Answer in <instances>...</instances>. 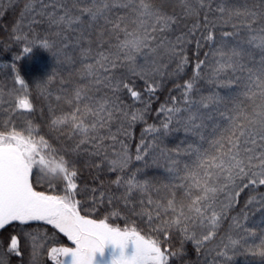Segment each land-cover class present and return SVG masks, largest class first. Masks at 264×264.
<instances>
[{"label":"trees","instance_id":"obj_1","mask_svg":"<svg viewBox=\"0 0 264 264\" xmlns=\"http://www.w3.org/2000/svg\"><path fill=\"white\" fill-rule=\"evenodd\" d=\"M99 3L100 0H66L73 16H81L80 23L66 30L63 25L51 26L46 16L37 15L52 11V7L45 8L41 0H0V132L15 130L27 136L31 124L35 138L39 140L43 136L49 145V148L40 146L42 154L51 157L50 149L55 150L56 158L62 156L69 171H77L74 179L78 184L76 199L80 201L81 215L97 222L103 219L110 227L121 231L135 229L140 235L156 240L161 251L169 257L168 264H214L215 260L221 259L216 257L214 249L222 238L227 243L228 235L240 243L229 250L232 258L226 260V264H264V255H261L264 253V210L255 203L245 207L250 197L264 196V186L244 188L219 221L213 238L205 241L202 248L198 250L187 239L193 231L202 236L211 230L208 221L205 220L202 227L203 217L189 208L193 200L203 195L196 180L205 179V171H215L201 167L193 149H199L200 154L206 153V161L210 160L217 154L216 142L230 126L220 112L235 114L241 102L248 112L252 111V101L243 93L249 84L248 70L258 71L264 57V50L258 46L259 39L250 42L264 26V19L258 16L257 23L249 31L247 21L250 17L237 15V11L260 13L264 11L262 0H211L212 11H208L205 4L198 16L186 13L181 0H151L155 8L174 16L177 22L163 33H154L157 41L163 40V47L155 52L144 49L137 56L132 66L136 67L137 73L144 69V75H134L122 53L119 61L110 55L117 52V45L125 39L121 29L126 26L132 31L136 27L133 24L137 18L136 5L111 7L102 17L93 20L83 9ZM186 3L198 7L197 0H186ZM44 4H48V0H44ZM218 8H224V13H219ZM206 13L208 27L204 26ZM117 21L121 29L113 28ZM197 23L200 27L193 36L190 32ZM209 30L214 32L217 40L225 31L234 33L229 47L243 50L242 56L236 58L238 65L234 70L225 68L217 74L220 57L215 54L216 46L202 38ZM177 37L184 38L176 48L178 55L169 54L166 49L176 44ZM45 39L52 43L49 49L41 44ZM26 44L33 49L18 60ZM100 52L110 55V59L105 62ZM113 61L115 67H112ZM199 61L206 63L197 76ZM239 65H243V69ZM14 67L17 71H13ZM17 74L25 81L23 89L15 84ZM110 77L112 83L119 82L115 91L108 86ZM187 82L193 83L188 101L209 96L221 100L214 109H201L203 127L196 133L184 129V121L190 114L184 95ZM129 89L137 92L138 97L133 98ZM24 96L33 104L30 113L15 108L17 99ZM256 103H260L258 97ZM101 105L113 110L109 122L96 133H88L89 137L98 138L80 143L82 134L72 129V114L76 113L77 121L82 119L90 126L99 118L87 109L99 110ZM170 108L174 111L169 112ZM133 113L138 117L134 121L131 119ZM209 116L212 118L208 119ZM65 117L68 118L66 123L52 124L53 120ZM165 123H168L167 130ZM138 148L141 149V160L135 158ZM97 151L101 154L97 155ZM118 154L121 157L127 155L128 166L110 171L108 160ZM169 156L175 163L168 159ZM133 176L144 184L143 190L137 188L129 192L126 181ZM118 177L119 183H115ZM208 179L210 184L215 183L214 176ZM32 183L34 190L46 194H63L66 187L63 179H48L37 168ZM243 183L246 181L240 182L241 187ZM50 184L55 188H50ZM216 197L219 208V202L224 201L225 196L221 191ZM170 200L172 207H168ZM206 215L210 217L211 210ZM243 215H247L246 221ZM233 217L239 218L250 231L235 228ZM177 219L181 221L180 225L168 226ZM185 227L187 233L183 231ZM13 236L18 241L19 256L8 251ZM57 245L71 246L62 233L41 221L26 224L12 221L0 228V258L6 264H54L48 252Z\"/></svg>","mask_w":264,"mask_h":264},{"label":"snow or ice","instance_id":"obj_2","mask_svg":"<svg viewBox=\"0 0 264 264\" xmlns=\"http://www.w3.org/2000/svg\"><path fill=\"white\" fill-rule=\"evenodd\" d=\"M181 3L188 14L198 16L200 9L205 4L208 6V11H212L211 0H197L198 7L196 8L191 7L190 4L186 3V0H181ZM41 4L45 8L49 5L52 7L51 12L37 13V15L46 16L51 26L60 27L63 25L67 30L71 29L72 25L81 22V16H73L72 10L66 6V0H56L55 3H53V0H48V4H44V0H41ZM133 4L136 5L134 11L137 18L133 20V24L136 27L132 31H128L126 26L121 29L119 21L113 23L114 29L124 31L125 39L117 45V52L110 55H114L115 60L119 61L122 53L123 59L129 62L130 71L134 75H144V69L141 68L140 73H137L136 67L132 66L135 64L137 56L144 49L155 52L158 48L163 47V40L157 41L154 33H163L177 22L176 18L168 16L161 12L160 9L155 8L151 0H129V3H125V0H119L118 3H113L112 0H100L98 6L89 7L83 9V11H86L91 19L96 20L102 17L111 7L123 6L128 8ZM261 6L264 7V0H262ZM73 7H75V4ZM217 11L223 14L225 9L218 8ZM237 15L250 17L247 21L249 31H252V25L257 23L258 16L260 19H264V11L260 13L251 10L245 12L237 11ZM208 19L209 17L206 13L204 17L205 27H208ZM33 22L37 21L34 20ZM199 27V23L193 25L190 34L194 36ZM233 35L234 33L225 31L222 34V38L217 40L214 32L209 30L202 37L206 42H210L216 46L215 54L220 57L217 60V64L219 65L216 69L217 74L225 68L234 70L238 65L236 58L243 54L242 49L237 50L236 48L229 47L230 38ZM24 39H27V37ZM256 39H259L258 46L264 50V26H261L259 33L253 36V40L250 42H255ZM183 40V37H177L176 44L170 45L166 51L169 54L178 55L176 48ZM41 44L45 49H49L52 46V43L47 39L41 41ZM197 46H200L199 40L197 41ZM32 49V46L26 44L22 50L23 54L18 55L17 59L21 60ZM99 55L103 57L105 62L110 59V55H105L103 52H100ZM98 63L101 62L98 61ZM205 63L206 61H199L197 63V76H199L201 67ZM115 66V61H113L112 67ZM239 67L243 69V65H239ZM13 71H17V68L14 67ZM248 72L249 84L246 86L243 95L246 99L252 101V111L248 112L243 102H241L239 108L235 110V114L230 113L225 115L223 111L220 112V116L228 121L230 126L226 129L221 139L216 142L215 149L217 154L212 156L210 160L206 161V153L200 154L199 149H193L198 156L201 167L215 170L211 173L205 171V179L202 181L196 180V186L201 187L203 195L193 200L189 208L197 216L203 217L200 221L202 227L204 226V221L207 220L211 228L207 234H203L202 236L197 235L194 231L190 235H187V239H190L197 246L198 250L204 246L205 241H210L213 238L215 229L219 227V221L233 206L236 198L244 188L249 186L253 188L264 186V57L260 61L258 71L253 73L252 70H248ZM112 79L111 77L109 78L108 86L115 91L119 87V82L112 83ZM15 84L20 85L22 89L25 86V81L19 74L15 77ZM124 87L127 88L128 85L125 84ZM184 88L185 102L189 104L190 111L189 116L184 121V129L186 132L196 133L203 127L201 109H214L216 105L221 103V100L218 97L209 96L199 101L190 102L187 100V96L193 89V83L187 82ZM254 88L256 91H253ZM149 90H152L151 85L149 86ZM129 91H131L133 98L138 97L137 92L131 89ZM257 97L260 103H256ZM79 98L80 93L78 92L77 99ZM192 107H195L194 111L191 110ZM15 108L22 112L30 113L33 110V104L24 96L17 99ZM77 111H79V108ZM87 111H91L93 115L98 117V122L94 121L90 126H87L82 119L77 121L76 113H73L71 117L72 129L82 134L80 143H87L90 140L98 138L97 136L89 137L88 133H96L98 128L103 127L109 122L113 114V110L106 105H101L99 110L87 109ZM168 111L173 112L174 110L170 108ZM175 111H179V109H175ZM105 113H107V117ZM137 118V115L133 113L131 119L134 121ZM211 118V116L208 117V119ZM198 120L201 122L198 123ZM67 121L68 118L65 117L64 119L53 120L52 124L66 123ZM164 128L165 130L168 129V123L164 124ZM40 146L49 148L43 136L39 140L35 138L31 124H29L27 136L15 130L0 132V228H3L12 221H19L21 224H26L29 221H41L44 224L53 226L75 245L74 248L52 247L48 252V256L54 260L55 264H93L94 255L96 253L103 255L106 245H112L114 248L120 249L121 254L118 259L113 261V264H168L169 257L164 251H161L159 243L156 240L145 238L135 229L121 231L119 228L110 227L109 223L103 219L97 222L95 219H89L81 215L78 209L80 201L76 199L78 184L74 179L77 177V171H69L66 167V160L62 156L57 159L55 150L50 149L52 153L51 157L43 155ZM189 147L192 148V145H189ZM140 151L141 149L138 148L136 160L142 159ZM96 154L100 155L101 153L97 151ZM168 159L175 163V160L171 156ZM128 162L129 158L126 154L122 157L118 154L117 157L108 160V163L111 165L109 170H123L128 166ZM50 165L53 166L51 171L55 172L56 169H59L62 174L66 185L63 194H46L43 191L34 190L32 183L34 169L37 166L46 168ZM210 176L215 177V183H209L208 177ZM242 181H246V183H243V187L240 186V182ZM115 183H119V177ZM126 183L129 186V192L137 188L140 190L144 189V184L137 181L134 176L128 179ZM49 187L55 188V185L50 184ZM221 191L224 193L225 199L219 202V208H217L216 194ZM254 203L259 205L260 210H264V196L259 199L250 197L245 207L247 208ZM168 207H172L171 200L168 202ZM209 210H211L210 217L206 215ZM181 215H183L182 212ZM232 219L235 228H242L244 232L250 231L247 227H244L239 218L233 217ZM243 220H247V215H243ZM180 224L181 221L177 219L172 221L168 226L173 227ZM183 231L187 233V227ZM129 242L134 245L135 251L131 257H126L124 249ZM239 243L240 240L233 238L231 235H228L227 243L222 238L220 244L214 249L216 257L221 259L215 260L214 264H226V260L232 258L229 255V250L235 249ZM17 244V238L13 236L8 251L19 256ZM35 255L34 253V261ZM261 255H264V253H261ZM61 256L63 257L62 260L59 259ZM68 257L71 258L70 261L66 259ZM0 264H6V261L0 258Z\"/></svg>","mask_w":264,"mask_h":264},{"label":"rangeland","instance_id":"obj_3","mask_svg":"<svg viewBox=\"0 0 264 264\" xmlns=\"http://www.w3.org/2000/svg\"><path fill=\"white\" fill-rule=\"evenodd\" d=\"M144 237L150 239V237H147V236H144ZM66 239H67V237H66ZM68 242L70 243L71 246L57 245V246H52V247H57V248H59V247L74 248L75 247V245H73L71 241L68 240ZM50 249H49V251H50ZM134 251H135L134 245L131 242H129L128 245L124 249V255L126 257H131L133 255ZM120 254L121 253H120L119 248H114L112 245H106L104 250H103V255H101L100 253H96L94 255L93 264H113V261L115 259H118ZM49 259L52 260V262H54L53 259H51V258H49ZM59 259L62 260L63 257L61 256V257H59ZM66 259L70 261L71 258L68 257ZM54 264H55V262H54Z\"/></svg>","mask_w":264,"mask_h":264},{"label":"clouds","instance_id":"obj_4","mask_svg":"<svg viewBox=\"0 0 264 264\" xmlns=\"http://www.w3.org/2000/svg\"><path fill=\"white\" fill-rule=\"evenodd\" d=\"M53 166H48V167H41V166H37V169L39 170V172L44 175L45 177H47L48 179L51 180H61L63 179L62 174L60 173L59 169H56L55 172L51 171V168Z\"/></svg>","mask_w":264,"mask_h":264}]
</instances>
